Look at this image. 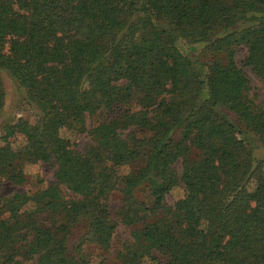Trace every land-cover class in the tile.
I'll return each mask as SVG.
<instances>
[{
	"label": "trees",
	"instance_id": "16d2710c",
	"mask_svg": "<svg viewBox=\"0 0 264 264\" xmlns=\"http://www.w3.org/2000/svg\"><path fill=\"white\" fill-rule=\"evenodd\" d=\"M240 46L264 83V0H0V114L2 73L36 112L1 126L0 185L55 167L0 194V264H109L119 225L114 264H264V108Z\"/></svg>",
	"mask_w": 264,
	"mask_h": 264
},
{
	"label": "rangeland",
	"instance_id": "374dc122",
	"mask_svg": "<svg viewBox=\"0 0 264 264\" xmlns=\"http://www.w3.org/2000/svg\"><path fill=\"white\" fill-rule=\"evenodd\" d=\"M246 54L245 46H240L236 52L235 60L239 67H242V71L247 76L250 84V94L254 100L264 108V83L248 68L242 66L243 58ZM3 88L5 92V102L3 110L0 114V137L3 134L1 131V126L4 122L9 119L22 117L28 120L30 123H34L36 120V112L26 103L22 102V93L17 88L15 82L8 76L6 73H2ZM93 118H87V125L91 126L93 123ZM23 138L18 136L12 142L14 145L22 144ZM1 142V138H0ZM90 142V139L87 135L83 134L78 137L76 140V148L83 149ZM253 154L256 159H264V146L259 145L253 147ZM180 170V165H178ZM55 167L50 163H41V164H27L25 165V173L27 182L22 187H15L8 184L0 185V194H8L14 190L24 191L31 193L38 189V187L47 185L54 178ZM121 173H126L127 169H121ZM249 188H253V184L249 185ZM64 195L66 197H71L72 193L66 189H63ZM182 196V189L179 187L174 188L170 195L168 196L169 204L174 200ZM118 202V197L112 195L110 198L111 205H115ZM81 231V227L77 228L74 232L78 234ZM130 230L123 225H119L114 234L112 241V251L106 253L109 264H114V251L117 250L121 243H123L127 238H130ZM93 252L99 254L101 251L93 247ZM24 264H34L32 260L24 262Z\"/></svg>",
	"mask_w": 264,
	"mask_h": 264
}]
</instances>
